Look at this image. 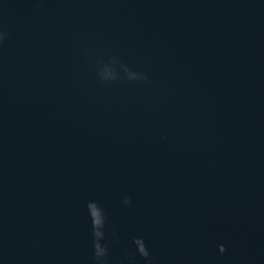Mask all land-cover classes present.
<instances>
[{
	"label": "water",
	"instance_id": "95a60500",
	"mask_svg": "<svg viewBox=\"0 0 264 264\" xmlns=\"http://www.w3.org/2000/svg\"><path fill=\"white\" fill-rule=\"evenodd\" d=\"M0 264H264V0H0Z\"/></svg>",
	"mask_w": 264,
	"mask_h": 264
},
{
	"label": "clouds",
	"instance_id": "9594fccd",
	"mask_svg": "<svg viewBox=\"0 0 264 264\" xmlns=\"http://www.w3.org/2000/svg\"><path fill=\"white\" fill-rule=\"evenodd\" d=\"M223 251H224V250H223ZM223 251H222V252H223Z\"/></svg>",
	"mask_w": 264,
	"mask_h": 264
}]
</instances>
